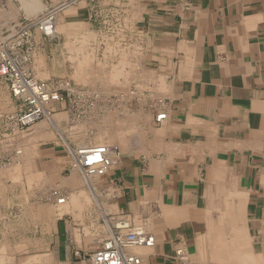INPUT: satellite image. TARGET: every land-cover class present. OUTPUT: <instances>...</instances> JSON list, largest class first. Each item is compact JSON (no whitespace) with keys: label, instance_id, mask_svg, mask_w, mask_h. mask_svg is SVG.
Segmentation results:
<instances>
[{"label":"crops","instance_id":"obj_1","mask_svg":"<svg viewBox=\"0 0 264 264\" xmlns=\"http://www.w3.org/2000/svg\"><path fill=\"white\" fill-rule=\"evenodd\" d=\"M73 8L60 10L58 17L72 27L56 34L54 44L33 30L25 69L36 76L32 56L39 53L47 80L69 78L79 88L97 89L93 95L116 98L126 93V75L113 84L99 76L106 78L112 63L124 60L117 63L135 67L129 76L135 97L102 107L109 114L119 111L103 124L115 152L108 171L88 183L71 165L68 146L96 142L99 131L92 123L73 136H59L52 124L20 141L1 139L0 132V141L13 142L11 151L22 144L19 165L0 166V238L26 246L28 257L44 254L45 264L53 257L56 264H79L74 251H94L113 231V219L125 215L133 229L154 238L148 247L127 249L139 264H264V0H88ZM83 31L93 36L86 45L94 62L107 65L87 82L74 76L66 37ZM109 45L119 53L107 52ZM144 78L147 87L138 88ZM0 93L10 96L13 108L1 78ZM97 103L85 109H98ZM51 107L59 120L68 109ZM127 108L129 115L122 112ZM161 111L166 117L156 121ZM144 113L151 127L145 136ZM123 117L133 129L117 128ZM3 122L0 129L8 130ZM62 195L77 207L58 215ZM14 206L23 212L17 226L9 224ZM3 243L0 253L7 252ZM28 257L22 264H32Z\"/></svg>","mask_w":264,"mask_h":264},{"label":"built area","instance_id":"obj_2","mask_svg":"<svg viewBox=\"0 0 264 264\" xmlns=\"http://www.w3.org/2000/svg\"><path fill=\"white\" fill-rule=\"evenodd\" d=\"M30 28L31 26L28 23L15 22L8 29L17 38L13 42L0 43V78L7 83L18 106L17 112L8 116V119L13 126L21 131L29 130L33 124L42 119L46 115L48 107L53 103L63 101L62 90H65L67 95L74 96V99L77 100V102H74L75 106L78 107H80L79 100L84 97L89 98L86 89L72 88L68 82H56V86L52 87L46 81L36 79L24 68L25 57L16 54L14 50L15 48L18 50L21 44L28 42ZM68 84L69 86H67ZM63 85H65V89L62 87ZM165 117L166 113L161 111L155 119L161 121ZM68 152L71 159L73 158V167L80 168L85 175L101 176L111 167L112 154L115 152V148L110 150L108 146L87 147L84 145L71 147ZM53 195H57V193L53 191ZM63 199L64 196H58L56 201L62 202ZM113 220V231L94 251L89 253L74 251V257L79 264L139 263L140 258L129 253L127 249L133 246L152 245L154 242L153 236L133 229L130 220L125 215H119Z\"/></svg>","mask_w":264,"mask_h":264},{"label":"bare ground","instance_id":"obj_3","mask_svg":"<svg viewBox=\"0 0 264 264\" xmlns=\"http://www.w3.org/2000/svg\"><path fill=\"white\" fill-rule=\"evenodd\" d=\"M77 1V0H76ZM79 1H81V0H79ZM20 2H22V8H23V10L25 9L26 10V12H29V13H34V12H36L37 13V11L38 10H40V8H42V9H45V8H43L42 7V3H41V0H20ZM108 2H110V1H108ZM75 3V2H74ZM116 3V2H115ZM70 3L68 2V1H66V2H64V4H62V5H69ZM129 4V3H128ZM137 4V3H136ZM126 5V4H125ZM139 5V4H138ZM70 6V5H69ZM60 7H61V5H60ZM59 7V8H60ZM63 7V6H62ZM136 7H137V5H136ZM53 10H55V9H53ZM52 10V11H53ZM57 10V9H56ZM71 11V8H69V10H67V12H70ZM132 11V10H131ZM40 12V11H39ZM44 12V11H43ZM49 13H50V11H48ZM49 13H47V14H49ZM128 13H131L130 15H131V17L133 16V14H132V12H129L128 11ZM2 14V13H1ZM28 14V13H27ZM35 14V13H34ZM38 14V13H37ZM127 14V13H126ZM29 15V14H28ZM128 15V14H127ZM136 14L134 13V16H135ZM42 16V15H41ZM47 16V15H46ZM46 16H45V18H46ZM104 16V15H103ZM137 16V15H136ZM43 17V16H42ZM42 17H38V18H42ZM54 17V16H53ZM141 17V16H140ZM140 17H138V18H140ZM43 19L42 21H41V24H42V32L43 33H45V34H49V35H56V34H58L59 32H64L65 33V31L67 32L68 30H66V29H69V28H71L70 27V25L71 24H69L68 22H65V21H63L60 17H58V18H56V20H52L51 18H46V19ZM124 18H125V16H124ZM123 18V19H124ZM126 18H129V16L128 17H126ZM37 19V18H36ZM4 20V19H3ZM35 20V19H34ZM33 20V21H34ZM38 20V19H37ZM36 20V21H37ZM62 20V21H61ZM105 20V19H104ZM126 20V19H125ZM5 21V20H4ZM32 21V22H33ZM40 21V20H39ZM60 21V22H59ZM3 22V21H2ZM35 22V21H34ZM4 23V22H3ZM8 23V22H7ZM31 23V22H30ZM62 24L61 26H59L58 24ZM29 24V23H28ZM37 24V23H36ZM40 26V25H39ZM74 28V27H73ZM119 28V27H118ZM121 29V28H120ZM40 30V29H39ZM86 30V29H85ZM124 30V29H123ZM99 32V31H98ZM97 32V33H98ZM100 32H102V31H100ZM11 34V33H10ZM39 34H40V31H38V37H39ZM63 34V33H62ZM94 35H95V33H93ZM100 35H102V34H100ZM6 36H8V35H6ZM12 36V35H11ZM30 36V35H29ZM122 36V35H121ZM9 37H10V35H9ZM56 37V36H55ZM65 37V36H64ZM66 37H67V39H68V41H67V45L69 46V52H70V55H69V57H70V60H72V61H74V66H75V70H74V76L77 78V79H79L80 81H85V82H87V81H89V79L91 80L92 78V76H93V74H94V72L97 70V71H103V70H105V68H106V62H101V61H96V62H94V50H93V48H92V46H90V49H88L87 48V46L89 47V45H86L89 41V39L92 37V34H90V33H88L87 31H83V32H81L79 35L77 34V35H75V36H68V35H66ZM97 37V36H96ZM106 37L107 36H105V39H106ZM0 38H2L3 39V37H0ZM6 37H4V39H5ZM112 38V37H111ZM3 39V40H4ZM29 39H30V37H29ZM98 39V38H97ZM6 40H7V38H6ZM13 40V39H12ZM33 40V39H32ZM65 40H66V38H65ZM77 41H79L80 42V44H79V46H77L75 43H77ZM92 41L94 42V40H93V38H92ZM99 41V40H98ZM63 42V41H62ZM104 42V41H103ZM122 42V41H121ZM65 43V42H64ZM99 43V42H98ZM104 44V43H103ZM32 45V44H31ZM85 45H86V47H85ZM92 45V44H91ZM106 45L108 46V44L106 43ZM118 45V44H117ZM126 45V44H125ZM94 46V45H93ZM101 46V45H100ZM106 46V47H107ZM110 47H107L106 49H107V52L109 51V53L111 52V53H114V54H116V53H119V51L118 50H116L117 49V47L115 48L114 46H112V45H109ZM124 46V45H123ZM98 47V46H97ZM30 51V50H29ZM135 51H137L136 49H135ZM28 52V51H27ZM68 52V51H67ZM103 52H104V50H103ZM26 53V52H25ZM110 53V54H111ZM121 54L119 55V56H121L122 55V52H120ZM136 53V52H135ZM18 54V53H17ZM37 54V53H36ZM69 54V53H68ZM97 54V53H96ZM124 54H126V53H124ZM19 55V54H18ZM21 55V54H20ZM31 55H33V53L31 54ZM35 55V54H34ZM106 55H108V54H105V56ZM118 55V54H117ZM22 56V55H21ZM97 56V55H96ZM102 56H104V55H102ZM114 56V55H113ZM122 56H124V55H122ZM121 56V57H122ZM32 57H34V56H32ZM109 57H111V56H109ZM116 57V56H115ZM99 59H100V57H98ZM119 58V57H118ZM125 58V57H124ZM62 59V58H61ZM112 59V58H111ZM123 59V58H122ZM131 59V58H130ZM104 60V59H103ZM116 60H118V59H116ZM35 64H33L32 63V65H35L34 67V71H35V69H36V72L37 73H35L36 74V76H38V77H47L48 76V71L46 70V67H43L44 65H45V63H44V58H43V55L42 54H37V55H35ZM46 61V60H45ZM71 61V62H72ZM119 62H122V61H124V60H118ZM117 61V62H118ZM132 61V60H131ZM63 62V61H62ZM115 63V64H113L112 63V65H111V69H109V72H108V74H109V76H107L106 78H103L101 75L103 74V72L101 73V75L99 76V79L100 80H103V79H105L106 80V82H108L109 84H113V83H119V81H121V80H123L122 81V84L123 85H125V91H126V93H123L121 96H120V98L119 99H122V98H129V97H131L130 95L131 94H134V92L133 91H131L130 90V86H131V84H132V81H134V78H131V77H129L130 76V74H133V72L131 73V70L133 69V71H134V69H135V67H133V63L132 64H130V62H127V63ZM137 63V62H136ZM28 64V63H27ZM107 64H109V63H107ZM134 64H135V62H134ZM138 64V63H137ZM47 65V64H46ZM132 65V66H131ZM27 66V65H26ZM28 66H29V64H28ZM95 66V67H94ZM110 66V65H109ZM137 66V65H136ZM33 67V66H32ZM24 68H26V67H24ZM28 68V67H27ZM125 68H126V72H125ZM49 70V69H48ZM95 70V71H94ZM138 70H139V68H138ZM136 72V71H135ZM32 74V73H31ZM120 74H121V76L123 77L124 75H126L125 77H123L121 80H120ZM33 75V74H32ZM73 75V74H72ZM97 76V75H96ZM72 77V76H71ZM75 77H72V78H75ZM49 78H51V77H49ZM37 79V78H36ZM68 79V78H67ZM41 80V79H40ZM48 80H51V79H48ZM104 80V81H105ZM137 80H139V79H137ZM148 80L149 79H147V78H144L143 80H142V83H139L138 84V88L139 87H143V86H146L147 87V82H148ZM67 82V81H66ZM107 84V83H106ZM72 85H74V84H72ZM120 85V84H119ZM137 85V84H136ZM150 85V84H149ZM59 86V85H58ZM67 86H69V84L67 85ZM66 86V87H67ZM71 86V85H70ZM110 86V85H109ZM122 86V85H121ZM63 87H65V85H63ZM72 87V86H71ZM127 87V88H126ZM135 87V86H134ZM150 87V86H149ZM75 88V87H74ZM89 89V88H88ZM88 89H86V94L87 95H93L94 93H96V91H97V89H96V87L94 88V89H96V91L94 90L93 92H92V90L91 91H89ZM107 89V88H106ZM132 89V88H131ZM143 89V88H142ZM102 91V90H101ZM118 91V90H117ZM115 92H116V90H115ZM102 93V92H101ZM104 93V92H103ZM139 94V93H138ZM104 95V94H103ZM94 96H96V98L98 97V95L97 94H95ZM93 96V97H94ZM141 96V95H140ZM135 97V96H134ZM158 97V96H157ZM132 98H133V96H132ZM150 98V97H149ZM97 99H99V98H97ZM104 99V98H103ZM111 99V98H110ZM155 99V98H154ZM130 100V99H129ZM136 100V99H135ZM63 102V101H62ZM62 102H60L61 104H63ZM120 102V101H119ZM146 102V101H145ZM155 102V101H154ZM116 103V102H115ZM121 103V102H120ZM123 103H124V101H123ZM123 103H121V104H123ZM137 103V102H136ZM133 105V104H132ZM105 106V105H104ZM116 106V105H115ZM101 107V106H100ZM106 107V106H105ZM104 108V107H103ZM105 109V108H104ZM148 109H149V107H148ZM69 111H71V110H69ZM50 112V111H49ZM66 112V111H65ZM67 113V112H66ZM66 113H63L64 115H66ZM70 113V112H69ZM123 113L124 114H128L129 115V113H132V110H130L129 108H127L126 110H123ZM93 114V113H92ZM94 114H95V112H94ZM94 114H93V116H94ZM108 114L109 113H106L105 111H103V115L101 116V117H98L97 115L98 114H96L93 118L92 117H90V118H82V116H81V118L82 119H78L76 122H75V124L74 125H72L73 127H75L76 126V128H74V130H73V128H72V131H77V132H87L89 129H84V128H82L83 126H86V124H90V123H92V125H95L96 127H97V129H98V133L95 135L96 136V139H95V141L96 142H94L93 144H88V145H86L87 147H93V146H108L109 148H110V150H111V145H110V143H108V141H107V138H106V136L109 134L108 133V131H107V129L106 130H104V128H103V124H104V122L105 121H107L108 122V120H109V117H108ZM4 115H5V112H4ZM67 115H68V113H67ZM109 115H113V116H117V113L115 112H113L112 114H109ZM7 116V115H6ZM87 116H91V113L90 114H87ZM45 117H46V119L45 120H42L41 121V119L39 120V123H37V124H34L33 126H31V128L30 129H32V127L34 128L33 129V132L32 133H35L36 132V134L38 133V132H40V131H42V130H44V129H46V128H48V125L49 124H52V126L54 125L55 126V130L59 133V136H63V132H64V129H62L63 127L62 126H60V124H59V122H58V120H59V115L58 114H53V115H51L50 113H48L47 111H46V115H45ZM44 117V118H45ZM68 117V116H67ZM70 118H71V116H69ZM118 117V116H117ZM120 117H121V115H120ZM127 117V116H126ZM142 117H143V123L145 124L146 122H148L149 120H150V116H149V114H146V113H144L143 115H142ZM3 118V117H2ZM66 118V117H65ZM43 119V118H42ZM87 121H86V120ZM117 119H119V118H117ZM67 120V119H66ZM110 120H111V117H110ZM41 121V122H40ZM117 121H119V120H117ZM127 120H126V118L125 117H123V118H121V120L119 121V122H117L118 124H117V128H119L120 129V131H122V129H126L127 127V129H133L134 127L131 125H127V122H126ZM58 122V123H57ZM7 123H9V122H7ZM62 124V123H61ZM120 124V125H119ZM126 124V125H125ZM36 125V126H35ZM77 125H79V126H77ZM12 126V125H11ZM53 126V127H54ZM127 126V127H126ZM124 127H126V128H124ZM7 128V127H6ZM9 128V127H8ZM144 128V127H143ZM15 129V128H14ZM66 129V128H65ZM108 129H111V128H108ZM119 129H117V130H119ZM13 131V130H12ZM21 131V130H20ZM76 131H75V133H76ZM93 132V131H92ZM95 132V131H94ZM18 133H20L19 132V130H18ZM25 133V132H24ZM73 133V132H72ZM90 133V132H89ZM117 133V132H116ZM120 133H122V132H119V134ZM21 135L23 134L22 132L20 133ZM27 135H28V132L26 133ZM78 134V133H77ZM18 135V136H17ZM17 135H15L16 137H24V136H21V135H19V134H17ZM24 135V134H23ZM69 135V134H68ZM82 135V134H81ZM86 135V134H85ZM111 135V134H110ZM120 135H122V134H120ZM29 137H30V134L28 135ZM73 136V135H72ZM87 136V135H86ZM131 136V135H130ZM67 137V136H66ZM64 138V137H63ZM62 138V139H63ZM110 137H108V139H109ZM118 138V137H117ZM131 138V137H130ZM132 138H133V136H132ZM132 138H131V140H132ZM25 139H28V137L26 136V138ZM30 139V138H29ZM65 141V140H64ZM68 141V140H67ZM130 141V140H129ZM61 142V141H60ZM66 143V142H65ZM64 143V144H65ZM124 143V142H123ZM21 144V143H20ZM20 144H19V146L17 147V149L19 148V151L17 152V153H15L14 154V156H15V158H14V162H15V164H18L19 165V163H20V161H21V156H22V148L20 147ZM125 144V143H124ZM22 145V144H21ZM67 146V145H66ZM125 146V145H124ZM16 147V146H15ZM69 148H71L70 146H68ZM75 147V146H74ZM21 148V149H20ZM69 148H68V150H69ZM16 149V148H15ZM113 155V154H112ZM70 161L71 162H73V158L72 159H70ZM112 161H113V159H112ZM71 165H72V163H71ZM17 166V165H16ZM72 167V166H71ZM74 169H77V170H80V168H78V167H75L74 166ZM81 171V170H80ZM81 174H83L82 176L84 177V180L87 182H89V181H91V179L92 178H94V177H97V175H85V173H84V171H81ZM31 178H33L34 180H36V179H39V177H38V175L37 174H34L33 176H31ZM93 181V180H92ZM87 182V183H88ZM51 194H53V191H52V193ZM83 194H85L84 192H83ZM61 195V194H60ZM52 196V195H51ZM63 196V195H62ZM86 196V195H85ZM71 197V196H70ZM68 198H67V196H64V199L62 200V202H58V201H56V203L57 204H59L60 206L58 207V215L61 213V212H64V211H66V212H68V211H70L71 212V210L72 209H74V208H76L77 207V205H76V202L71 198V200H73L74 202L73 203H71L72 201L71 200H67ZM74 199H75V197H74ZM86 199H88V198H86ZM76 200H78L77 198H76ZM63 204V205H62ZM103 210V209H102ZM73 211V210H72ZM106 212V211H105ZM79 217V216H78ZM79 219H80V217H79ZM90 222V221H89ZM147 222V221H146ZM103 223V222H102ZM85 228V227H84ZM146 228H147V226H146ZM135 229V228H134ZM140 229V228H139ZM141 230V229H140ZM78 234V233H77ZM221 245V244H220ZM143 246H146V245H142V246H133V247H131L130 249H137L138 247H143ZM148 247V246H147ZM148 250H150L149 248H148ZM5 250H3V252L2 253H0V264H11V261H12V257L10 256V255H7L6 253L7 252H4ZM180 251H181V249H180ZM140 252V251H139ZM46 253H48V252H46ZM144 253V252H143ZM27 254V253H26ZM251 255V254H250ZM245 256V255H244ZM27 257H28V255H27ZM44 254H34V255H29V257H28V259H27V262H30V263H39V264H45V259H44ZM53 257V256H52ZM251 258V257H250ZM26 259V258H25ZM243 259H245V258H243ZM249 259V258H248ZM256 259V258H255ZM242 260V259H241ZM257 260H259V259H257ZM51 261V260H50ZM244 261V260H243ZM256 261V260H255ZM260 261V260H259ZM52 263V262H51ZM139 263H140V261H139ZM138 263V264H139ZM247 263H248V261H247ZM13 264V263H12ZM16 264V263H15ZM246 264V263H245Z\"/></svg>","mask_w":264,"mask_h":264},{"label":"rangeland","instance_id":"obj_4","mask_svg":"<svg viewBox=\"0 0 264 264\" xmlns=\"http://www.w3.org/2000/svg\"><path fill=\"white\" fill-rule=\"evenodd\" d=\"M66 1H68L70 4V6L69 5H62V4H64V2H66ZM84 1H88V0H81V1H79V0H41V3H42V7L43 8H45V9H42V8H40V10H38L37 11V13L36 12H34V13H29V12H26V10L24 9L23 10V8L21 7L22 5V2H20V0H0V37H3V39H4V37H6L7 38V40H6V38L3 40L2 38H0V43H4V42H13L14 41V39H16L17 38V36L16 35H13V33H12V31L11 30H9L8 28H11V25H13L15 22H23V23H29L30 24V26H31V28H30V39H29V37H28V42H24L23 44H21V46H19V48H18V50H17V48H15V50H14V52L17 54H21L23 57H25V59H29V56H30V53H31V49H32V45H33V38H32V33H33V30L34 29H36L37 31H40L41 32V34L43 35V37H45V38H49V39H51V42L50 43H55L56 42V40L58 39L57 37H55L56 35H49V34H45V33H43L42 32V24H41V21L45 18V16H46V18H51L52 20H56V18H58V15H59V13H60V10H62V9H64V10H69V8H71V11H70V13L74 10V6L78 3V2H84ZM75 2V3H74ZM60 5H61V7H60ZM63 6V7H62ZM60 7V8H59ZM53 9H55V10H53ZM57 9V10H56ZM53 10V11H52ZM40 11V12H39ZM44 11V12H43ZM48 11H50V13L48 12ZM2 13V14H1ZM29 15H28V14ZM47 13H49V14H47ZM69 13V12H68ZM43 17H42V16ZM54 16V17H53ZM38 17H42V18H38ZM38 20H37V19ZM45 18V19H46ZM5 21H4V20ZM35 19V20H34ZM35 22H34V21ZM37 20V21H36ZM40 20V21H39ZM4 23H3V22ZM33 21V22H32ZM8 22V23H7ZM31 22V23H30ZM37 23V24H36ZM40 25V26H39ZM72 25H70V27H71ZM40 29V30H39ZM11 33V34H10ZM6 35H8V36H6ZM9 35H10V37H9ZM12 35V36H11ZM97 35H94V37H96ZM101 36V35H100ZM103 37V35L101 36V37H99V38H102ZM92 38H93V36H92ZM13 39V40H12ZM32 44V45H31ZM18 47V46H17ZM87 48L88 49H90V47H88L87 46ZM30 50V51H29ZM28 51V52H27ZM26 52V53H25ZM20 55V56H21ZM34 60H35V56H34ZM70 61H72V60H70ZM72 63H73V65H74V61H72ZM69 64H71V63H67V65H69ZM132 66V65H131ZM36 75V74H35ZM34 76V75H33ZM35 78H37V79H41V80H43V81H46L48 84H50L52 87H55L56 86V82H68L71 86H72V88H74L75 87V89H78L79 87L78 86H76V85H72L73 83H72V81L70 82L69 80V78L67 79V78H65V79H59V78H57V79H51V80H47V77H38V76H34ZM63 84H65V83H63ZM60 86V85H59ZM63 87V86H62ZM63 89H65V87H63ZM82 89H85V88H82ZM63 91V96H64V100H63V106H65L66 108H68V109H65L64 111H66L67 113H68V115H67V113L66 112H63V113H66V115H64V117L62 118V119H60V120H58V122H62V121H64L65 122V125L63 126V128L62 129H64V132H63V136L65 135V134H75L76 135V133H75V131H72V128H73V130H74V128H76V126L75 127H73L72 125H74L75 124V122L78 120V119H82V118H90V117H94L96 114H98L97 116L98 117H101L102 115H103V106L105 105V104H112V101H114L113 103H115V102H117V101H119V100H121V99H119L120 97H119V93H116V98H114V97H112V95L110 96V95H102V94H97L98 95V97L97 98H99V99H97L95 96L93 97V96H91V95H89V98L88 97H84L83 99H81V100H79L78 102H79V105H80V107L79 108H77V109H75V110H71L70 108H71V106L73 105H75V103L74 102H77V100H75L74 99V96H69V95H67L66 94V91L65 90H62ZM131 91H134V89H132ZM12 96V95H11ZM69 96V97H68ZM91 96V97H90ZM111 97V99H110V103H108L107 102V98L108 97ZM131 97H127L126 99L127 100H129V99H131L132 98V96L134 97V94H131L130 95ZM145 96V95H144ZM104 98V99H103ZM92 101H94V102H92ZM98 101V103L96 104V107H98V109L96 108V109H94V110H91V109H85L86 108V105H88V104H90V105H93V103H96ZM105 102V103H104ZM12 103V99L10 98V96L8 95V94H2V93H0V120L1 119H4V121L5 122H3L4 123V127H6L7 126V128H8V130H1L0 129V132H2L3 133V137L4 138H1V139H10V141H12L13 140V138L15 139V141L17 140V141H20L21 139H23V138H26V136L28 137V135L30 134V132L34 129L33 127H32V129H29V130H27V131H20L18 128H16L15 126H13L11 123H10V121H9V119H8V116H10V115H14L16 112H17V110H18V106H17V104L15 103V105H14V107L13 108H10L9 107V105ZM56 103H60V102H56ZM54 104V103H53ZM83 106H85V107H83ZM101 106V107H100ZM75 108L77 107V106H74ZM100 107V108H99ZM9 109V110H8ZM10 109H12V110H10ZM69 110H71V111H69ZM47 111L51 114V115H53V114H58L59 113V111H54L53 110V108L50 106V107H48V109H47ZM106 113H109V111L107 110H104ZM4 112H5V115H4ZM70 112V113H69ZM94 112H95V114H94ZM114 112H116L117 114L119 113V111L116 109V110H114ZM123 112V111H122ZM72 113H73V115H72ZM91 113V116H87V114H90ZM94 114V116H93V114ZM7 115V116H6ZM68 116V117H67ZM69 116H71V118L69 117ZM81 116H82V118H81ZM3 117V118H2ZM45 117V116H44ZM43 117V119H41V121L42 120H45L46 119V117L44 118ZM66 117V118H65ZM67 119V120H66ZM86 120V119H85ZM40 121V122H41ZM87 121V120H86ZM7 122H9V123H7ZM37 123H39V121L37 122ZM37 123H35V124H37ZM147 123V122H146ZM146 123L144 124V128H143V134H144V136L147 134V133H149V131L151 130V127H150V125L148 124V125H146ZM12 125V126H11ZM36 126V125H35ZM15 128V129H14ZM66 128V129H65ZM82 128H84V129H86V126H83ZM13 130V131H12ZM18 130H19V132L21 133H23L22 135L20 134V133H18ZM25 132V133H24ZM28 132V135L26 134ZM57 132V131H56ZM73 132V133H72ZM17 134H19V135H21V136H24V137H16L15 135H17ZM18 136V135H17ZM13 144V142H7V141H5V140H3V141H0V166H9V163L10 162H12L13 160H14V158H15V156H14V154L17 152V150L19 151V148L17 149V147H14V149H13V151H11V149L10 148H12V145ZM16 148V149H15ZM21 149V148H20ZM16 155V154H15ZM3 169V167L1 168L0 167V170H2ZM4 176H7V175H4ZM36 208V210H37V208L38 207H35ZM34 208V209H35ZM40 208H42V207H40ZM11 215H8L9 216V218H10V221H9V224L10 225H12V226H17L18 225V223H19V221H18V217L19 216H23V212H21V208L19 207H17V206H14V207H12V209H11ZM49 216V215H48ZM47 231H48V233L50 232V226H51V223L49 222V221H47ZM0 228H1V223H0ZM1 230V229H0ZM3 230H4V227H3ZM0 235H1V233H0ZM17 239H19L17 236L15 237V240H17ZM0 241H3L4 243V246H5V248H6V251H7V255H10L11 257H12V261H11V264L13 263V264H22V263H24L23 261L25 260V258L27 257V255H28V253L27 252H23L24 250H26V246H23V245H18L17 243L16 244H13V240H12V238L9 240V241H11V242H9V241H7L6 239H4V238H0ZM20 244V243H19ZM18 246V247H17ZM22 247V248H21ZM31 249H33V247H31ZM48 251H49V249H47ZM47 251V252H48ZM50 252V251H49ZM27 253V254H26ZM53 260H54V262L52 263V264H56L55 262H56V258H54L53 257Z\"/></svg>","mask_w":264,"mask_h":264}]
</instances>
